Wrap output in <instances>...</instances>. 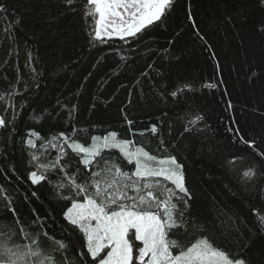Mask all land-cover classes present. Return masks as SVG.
<instances>
[{"label": "trees", "instance_id": "1", "mask_svg": "<svg viewBox=\"0 0 264 264\" xmlns=\"http://www.w3.org/2000/svg\"><path fill=\"white\" fill-rule=\"evenodd\" d=\"M84 5L76 0L71 12L60 0H0V117L13 121L0 128V223L18 228L5 205L14 207L20 221L47 234L41 235L45 251L63 239L69 264H85L81 234L62 216L68 202L53 195L63 173H47L52 183L33 185L31 155L54 158L51 148L41 155L40 144L61 132L88 146L91 136L115 131L150 154L176 155L193 195V217L217 225L239 218L229 249L247 243L250 264H264V235L249 231L264 215V174L250 188L240 177L250 165L264 173V159L243 142L256 140L264 150V6L174 0L162 22L136 37L100 42L90 40L94 21L83 15ZM197 117L195 126L189 123ZM103 155L117 158L124 170L134 168L115 149ZM76 160L69 149L68 172L79 167L82 182L89 170Z\"/></svg>", "mask_w": 264, "mask_h": 264}, {"label": "snow or ice", "instance_id": "2", "mask_svg": "<svg viewBox=\"0 0 264 264\" xmlns=\"http://www.w3.org/2000/svg\"><path fill=\"white\" fill-rule=\"evenodd\" d=\"M60 3L68 11H76L73 7L76 0H60ZM259 3L264 6V0ZM173 4L174 0H85L83 15L94 21L91 41L125 40L162 22ZM2 10L7 12L6 8ZM60 15L65 12L61 11ZM15 94L13 88L9 96ZM171 95L176 96L177 92ZM34 119L38 121L40 117L34 116ZM198 120L199 117L189 123L195 126ZM10 124L13 121L0 117V128L7 129ZM150 131L156 134V126ZM29 136L42 140L37 133L30 132ZM43 140L47 142L40 144L41 155L49 148L56 155L43 162L33 153L30 164L37 170L29 171L28 179L36 185L49 180L47 173H63L52 184L53 195L68 202L62 216L81 234L80 255L85 264H250L244 253L247 243H239L238 250L228 247L230 237L235 236L231 227L241 223L239 218L234 220L229 216L226 225H217L214 220L193 217L189 203L193 195L186 184L184 166L176 155L150 154L134 140L118 138L115 131L91 136L88 146L63 132ZM243 142L264 159V150L259 148L256 140ZM26 143L30 149L37 147L33 139ZM161 144L164 145V141ZM69 149L78 157L75 163L89 170L82 182H78L79 167L68 172L69 164L65 158ZM113 149L134 168L124 170L117 158L103 155ZM93 166L94 171L91 170ZM262 174L250 165L240 177L250 188ZM2 199L9 198L5 194ZM5 208L13 214L18 228L11 227L7 220L0 223V264H69L65 240H59L55 248L45 251L41 235L47 234L42 233L41 227L25 225L14 207L9 208L6 204ZM253 214H257V210L253 209ZM221 227L228 229L227 235ZM249 231L264 235V215L257 216L256 228Z\"/></svg>", "mask_w": 264, "mask_h": 264}]
</instances>
